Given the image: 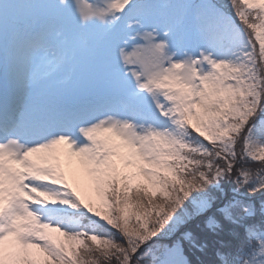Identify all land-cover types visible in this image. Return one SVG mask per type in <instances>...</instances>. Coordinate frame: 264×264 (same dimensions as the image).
<instances>
[{
	"label": "snow or ice",
	"instance_id": "snow-or-ice-1",
	"mask_svg": "<svg viewBox=\"0 0 264 264\" xmlns=\"http://www.w3.org/2000/svg\"><path fill=\"white\" fill-rule=\"evenodd\" d=\"M0 264H264V0H0Z\"/></svg>",
	"mask_w": 264,
	"mask_h": 264
}]
</instances>
